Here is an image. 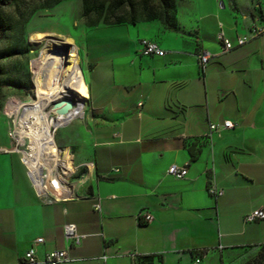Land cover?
<instances>
[{"label":"crops","instance_id":"crops-1","mask_svg":"<svg viewBox=\"0 0 264 264\" xmlns=\"http://www.w3.org/2000/svg\"><path fill=\"white\" fill-rule=\"evenodd\" d=\"M177 21L88 31L84 116L64 129L73 151L62 148L82 167L66 201L38 197L1 119L0 264H24L40 237L37 256L67 250L64 264H242L264 246V220L245 221L264 207V0H185ZM220 32L248 40L223 52ZM145 39L166 55H141ZM224 121L235 127L211 133ZM171 165L187 176L168 175ZM68 223L85 235L79 245L64 237Z\"/></svg>","mask_w":264,"mask_h":264},{"label":"rangeland","instance_id":"rangeland-1","mask_svg":"<svg viewBox=\"0 0 264 264\" xmlns=\"http://www.w3.org/2000/svg\"><path fill=\"white\" fill-rule=\"evenodd\" d=\"M175 1L180 3L185 0ZM242 1L250 3L251 0ZM159 2L160 0H12L10 5L0 10L1 19L9 29L0 41V121L6 118L9 129V119L4 114V107L10 98L25 101L34 98V62L40 61L43 52L50 50L52 45L66 40L73 42L71 67L82 77V73L84 76L88 71L87 64L82 63V54L85 55L84 44L88 31L93 27L92 23L102 24L105 17L146 18L150 14H159ZM98 10L101 14L97 13ZM234 13L235 16L236 12ZM71 73L73 72L65 74L62 81L69 80ZM74 96L76 100H81ZM69 99L72 96L65 94L60 100ZM66 126L56 131V142L60 148L67 146L73 151L68 130H64ZM78 174L79 171L77 176ZM256 255L248 254L242 264H256Z\"/></svg>","mask_w":264,"mask_h":264},{"label":"built area","instance_id":"built-area-1","mask_svg":"<svg viewBox=\"0 0 264 264\" xmlns=\"http://www.w3.org/2000/svg\"><path fill=\"white\" fill-rule=\"evenodd\" d=\"M260 31V28L254 29L253 35L257 36ZM247 40V37H239L237 43L234 44L225 37L223 32L218 35V41L222 45L223 52L240 47ZM140 54L164 57L166 52L156 42L145 39L142 40ZM197 58L200 67L205 69L211 59V55L207 52H201ZM33 95L34 98L30 101L10 98L5 104L4 114L9 119L8 137L11 143V147L6 151L17 153L20 156V160L26 168L27 175L39 198L48 203L66 201L74 196L76 189L74 179L82 166L76 165L72 154L66 156L65 151L59 147L56 142V131L76 119L83 118L86 99L83 100L79 95L71 93L73 107L67 114H56L52 109L53 103L50 102L43 108L44 114L38 115L34 113L36 105H38L35 85ZM74 95L80 97L81 100H76ZM81 106L82 112L78 111ZM139 106L141 107L142 103H139ZM58 118L63 124L58 126L50 125L49 128L45 129L44 123H47L48 119L56 121ZM234 127L235 125L231 121H224L222 125H211L210 131L213 133L219 132L222 128L233 129ZM167 173L177 179H182L187 176L188 167L171 165ZM207 190L215 198L223 194V191L214 183L210 184ZM94 207L99 210L100 203L97 202ZM144 220L149 223L153 220V216L146 213ZM259 220H264V207L255 210L245 218L246 222ZM63 234L66 240H73L77 245L85 238V235L78 233L77 227L73 223L63 226ZM43 242L44 240L41 237L34 241L32 247L24 255V264H64L74 261L67 250L59 249L49 251L43 258H39L36 246ZM199 263L200 259H196L194 264Z\"/></svg>","mask_w":264,"mask_h":264},{"label":"bare ground","instance_id":"bare-ground-1","mask_svg":"<svg viewBox=\"0 0 264 264\" xmlns=\"http://www.w3.org/2000/svg\"><path fill=\"white\" fill-rule=\"evenodd\" d=\"M72 45L73 42L70 40L52 45L50 50L43 52L44 55L40 61L34 62V85L38 99L35 114H44L43 108L50 102H62L60 99H63L65 94L71 95V93H75L84 99L87 98L85 83L79 77L78 71L73 70L71 67L73 62L71 51L74 50ZM69 72H73L71 77L63 82L62 78ZM53 111L55 112L54 109ZM78 111L82 112V106ZM58 119L56 121L48 119V122L44 123L45 129L49 128L50 125L58 126L63 124L60 118Z\"/></svg>","mask_w":264,"mask_h":264},{"label":"trees","instance_id":"trees-1","mask_svg":"<svg viewBox=\"0 0 264 264\" xmlns=\"http://www.w3.org/2000/svg\"><path fill=\"white\" fill-rule=\"evenodd\" d=\"M12 0H0V10L10 5ZM160 7L158 8L160 11L159 14H150L146 18L141 17H134L131 16L130 18L127 17H118V18H108L105 17L102 24L105 25H117V24H124V23H130L135 24L137 22L141 21H152V20H159L166 28L168 29H175L177 28L178 21H177V2L175 0H160L159 2ZM87 8V7H86ZM102 9V7H101ZM132 11H134L133 7H131ZM101 14V11L98 10L97 13ZM86 14H88V11L86 9ZM100 22L92 23L91 26H96ZM8 27L4 24L3 20L0 16V41L6 36L8 32ZM256 264H264V246L260 248L258 251L256 257H255ZM152 264L151 257H143L140 259H136V264Z\"/></svg>","mask_w":264,"mask_h":264},{"label":"water","instance_id":"water-1","mask_svg":"<svg viewBox=\"0 0 264 264\" xmlns=\"http://www.w3.org/2000/svg\"><path fill=\"white\" fill-rule=\"evenodd\" d=\"M85 100L84 98H82ZM73 107V101L72 100H66L62 102L53 103L52 108L55 110V112L58 115H65L68 113L70 109Z\"/></svg>","mask_w":264,"mask_h":264}]
</instances>
